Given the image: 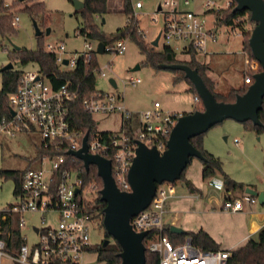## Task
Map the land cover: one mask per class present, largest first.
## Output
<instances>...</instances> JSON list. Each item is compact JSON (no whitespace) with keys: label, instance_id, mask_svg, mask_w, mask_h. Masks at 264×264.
Returning a JSON list of instances; mask_svg holds the SVG:
<instances>
[{"label":"built area","instance_id":"obj_1","mask_svg":"<svg viewBox=\"0 0 264 264\" xmlns=\"http://www.w3.org/2000/svg\"><path fill=\"white\" fill-rule=\"evenodd\" d=\"M200 2L208 13L234 3L233 0H226L222 5L217 4L215 0ZM180 4L188 6L190 0H164L163 5L157 7L156 12H160L162 17L159 39L171 46L176 53L188 55L189 49L205 53L208 44L214 43L218 37L214 18L213 23L207 25L204 14L199 15L195 10L181 8ZM141 6L140 1L131 3L134 9ZM18 21V15L14 14V28L18 26ZM74 36L82 37L83 44L73 52H69L63 42H48L44 46V50L54 54L55 62L62 70H73L78 60L89 62L92 52L99 53V41L84 37L79 30H75ZM126 40L121 37L107 44L102 42V53H123L126 50ZM107 67V64L99 66L94 71L96 77H107L108 74L104 70ZM258 68L259 63L254 58H247L245 83L251 81L248 71L257 73ZM140 81L139 77H133L129 83L136 85ZM77 95L78 85L65 82L54 87L38 69L21 71L15 89L7 95L8 114H0V141L18 132L38 133V148L44 152L37 158L40 162L39 168L24 169L16 201L0 208V264L5 260L12 264H84L86 254H95L97 258L100 250L118 249L111 242L105 246L103 241L95 244L91 242L89 222L93 218L92 214L86 211L84 202L92 200L90 192L97 190L96 183L90 181L84 184L81 168L70 166L61 170L66 162L83 164L82 160L70 153L81 148L85 136L68 118V103ZM82 106L92 116H109L115 113L120 115L118 130L108 131L104 135L99 134L100 130H97L94 137L86 136V152L110 160L115 186L120 191L127 192L131 191L127 174L135 157L137 142H142L148 148H155L159 153L163 152L171 129L182 114L162 111L159 102L155 101L153 108L136 113L138 131L135 141L131 142L126 135V123L132 121L134 112L125 107L121 93L97 90L82 99ZM59 172L61 176L57 181ZM173 194V183L163 181L157 185L149 205L129 220L135 232H146L142 243L149 251L158 254L157 264H227L229 249H201L193 244L189 235L185 236L182 243L174 245L161 233L164 225L163 215ZM254 200L253 196L244 192L241 198L223 200L221 207L229 211L242 210L243 202L250 204ZM25 213H46L51 217L49 222V219L43 217L41 225H31L36 242L30 245L22 233V228L26 226ZM14 218L22 243L16 252H11L6 246L12 237ZM153 228L158 231L151 233Z\"/></svg>","mask_w":264,"mask_h":264},{"label":"rangeland","instance_id":"obj_2","mask_svg":"<svg viewBox=\"0 0 264 264\" xmlns=\"http://www.w3.org/2000/svg\"><path fill=\"white\" fill-rule=\"evenodd\" d=\"M3 6L6 10L3 14L10 15V26L14 29L13 33L1 34L0 33V86H1V70L9 62L12 64V69L25 71L30 69H37L34 64H23L19 60H10L9 52L14 49V46L19 48L34 49L37 45V40L34 34L33 18L30 14L23 10L26 2H19L16 6H12V2L16 0H2ZM23 1V0H22ZM45 6V18L46 27L40 28L41 18H37L35 21L37 26L42 31V42L45 46L48 42H64L66 48L69 51H74L82 46V37H75V30L81 25L82 16L78 10L75 9L72 0H40ZM140 1L142 6L134 9L132 7L133 23L136 25V32L140 34L145 41L151 42L159 33L162 26V20L160 12L157 11L159 5H163L164 0H131V3ZM201 0H190L188 6L180 4L181 8L195 10L199 15H205L207 25L213 23L214 15L205 10L200 2ZM217 4H224L226 0H215ZM117 0L108 1L106 4V10L101 15H94L95 22L98 25L99 30L104 33H111L116 31L117 28L122 27L126 22L125 14L118 9ZM7 4V5H5ZM116 4L113 7L110 5ZM17 14L19 17L18 26H12L13 15ZM154 14V15H153ZM252 23L249 20H245L244 26L250 28ZM46 29L49 31L46 33ZM237 29L226 27L224 25L218 27V41L214 45L215 49L219 51L218 54L211 55L210 57V69L214 74H217L219 80H215V87L218 90V83L223 80L229 81L235 84L239 79L245 75L244 68L246 66V60L249 58L245 52L242 51V37L241 34H236ZM126 50L123 53H98L97 61L99 66L105 64L108 65L104 68L108 74L105 78L96 77L95 87L97 90L104 91H119L123 96V102L125 107L134 113L144 111L152 108L153 102L158 101L161 104V108L169 111H188L193 110L195 104L193 103V94L186 90V83L179 81L177 83L172 82V72L166 69L155 70L150 66L142 64L144 56L139 51L136 43L133 40H129L128 36H125ZM164 45V41L159 39L158 44L155 47L156 50H161ZM178 58L182 60H188V55L177 52ZM199 60L202 59L198 55ZM138 65V68L136 66ZM212 73H209L211 76ZM133 77H139L140 82L136 85H131L129 80ZM109 78H113L116 81V87H112L108 82ZM219 81V82H218ZM243 84V83H242ZM241 84V85H242ZM189 86V85H187ZM106 115L95 114L93 119L96 121L97 130H110L116 131L120 127V115L112 114L107 117ZM231 123L232 127L230 131L221 135V152L219 155L223 165L233 171L235 174L245 177L253 178L257 177L259 173L253 160V151H257L259 155L263 152V140L257 142V136L253 131H248L244 128L243 123L234 119H224L223 121L210 127L203 135L210 134L213 128H223L227 123ZM248 131L250 136V142L245 151H237L236 146L232 142L234 137H237L241 143L242 139V127ZM255 134V135H254ZM225 135V140L223 139ZM264 137V133H261ZM40 144V136L38 133H24L18 132L12 137H4L0 141V208L6 204L16 201V196L13 193L14 180L10 176H6L4 171L7 170H24L26 168H39L40 162L38 161L37 148ZM232 153V156H230ZM218 156V155H217ZM196 161L197 158H192ZM187 167V166H186ZM241 173V174H239ZM180 184L179 179L175 181V185ZM96 191L90 192V198L93 199L98 191V185ZM51 220V217L46 213H25L24 218L26 220V226L22 228V233L26 236L27 244H33L36 242V237L32 233L31 225H41L42 218ZM102 217L95 216L93 220L89 222V231L91 236V242L93 244L103 241L105 237V228L102 225ZM109 242L113 245L114 241L109 238ZM108 245V244H107ZM117 248V247H116ZM3 264H12L8 260H5ZM84 264H102V262L96 261L95 254H86L84 256Z\"/></svg>","mask_w":264,"mask_h":264},{"label":"trees","instance_id":"obj_3","mask_svg":"<svg viewBox=\"0 0 264 264\" xmlns=\"http://www.w3.org/2000/svg\"><path fill=\"white\" fill-rule=\"evenodd\" d=\"M108 1L113 0H83L84 6L79 9L78 12L81 13L82 22L81 25L76 29L79 30L80 34L84 37L104 44L110 43L115 39L128 36L129 40H133L139 51L143 54L144 58L141 61L142 64L150 66L155 70L166 69L171 71L173 76V83L179 81L186 82L188 86L187 90L193 94V100L195 110H203V104L201 98L198 96L194 85L185 76L182 70H170L164 68L163 66L174 63H185L193 69H196L200 77L202 78L205 86L213 94L216 101L230 103L234 102L236 95L243 94L249 84L254 80V74L256 71H248L251 81L250 83L243 82L242 85L238 87H230L225 92H220L215 87V80L212 76L208 75L210 72V66L208 63H204L199 60L198 52L189 49L188 60H182L178 58L176 52L171 48V46L164 44L161 50H156L155 47L144 40V38L137 34L136 25L133 23L131 0H117L123 3L122 12L126 16V22L122 27L116 29V31L111 33H104L99 30L97 23L95 22L94 15H101L106 12V4ZM19 2H26L23 10H26L33 20L38 17L41 18L40 28L46 27L45 18V6L40 0H16L12 2V6H16ZM233 5L222 8L215 12H211L214 15V24L218 28L222 25L237 29L238 33L242 37V51L247 54L250 59H253L248 40L250 37L251 30L257 24L256 20L251 19L250 11L240 9H235L236 2L233 0ZM117 6L116 4H111L110 7ZM6 7L3 6V1L0 0V33L10 34L14 32V29L10 26V15L3 14ZM249 20L252 23L250 28L244 26L245 20ZM42 31L40 35H35L37 40V45L34 49L18 48L12 49L9 52L10 60H19L21 63H31L34 64L40 71L43 77H45L54 87L59 86L62 83L70 82L72 85H78V95L77 97L68 103V118L72 125L81 129L87 138L94 137L98 132L96 129V121L93 116L87 112L82 106V99L88 94L97 91L95 87L96 72L99 68L97 61L96 52L91 53V58L89 62H84L82 59L78 60L75 68L73 70H62L55 62L54 54L44 50L42 42ZM262 67L259 64L257 70L261 71ZM21 75L20 70L15 69H4L1 70V86H0V114H8L7 105V95L12 92L19 80ZM246 75L243 76V78ZM190 112H183L182 114H187ZM258 118L260 124H254L251 120L243 121V126L248 131H253L255 134L259 135L264 133V96L261 103V108L258 110ZM138 118L136 113L132 114V121L126 123L127 132L126 135L131 142L135 141L136 134L138 131ZM108 131H100L99 134L104 135ZM190 143L200 152L202 158L199 159L202 163V177L203 179H209L216 174H220L223 179L224 191L230 190H244L246 187H252V185L238 182L231 179L222 168L221 160L208 152L203 146V133L196 135L189 139ZM44 152V150L37 148V155L39 156ZM65 154H68L65 152ZM69 155V154H68ZM67 155V156H68ZM70 156V155H69ZM192 159V158H191ZM190 159V160H191ZM190 162V161H189ZM70 166L81 168L82 177L84 184L94 181L98 185V191L96 196L91 201H85L86 211L92 214V218L95 216H103V208L105 202L100 199V189L102 188V179L97 174V168L94 164H90L88 170H86L81 162L78 163H65L61 170L68 168ZM24 170H7L4 171L6 176H10L14 180L13 193L16 196L22 185V173ZM184 171L181 172L179 180H183L187 189L190 192H198L199 190L184 177ZM61 173H57L56 180L60 178ZM175 182H173L174 184ZM252 196V195H251ZM254 197V196H253ZM102 219V218H101ZM158 231L157 228H153L150 232ZM161 233L169 238V240L174 245H178L183 242L186 235H189L192 239L194 245L205 250H215L220 248L219 244L216 243L204 230L199 229L197 231H186L183 233H175L169 231V225L164 224ZM149 234V233H148ZM105 237L111 238L105 231ZM114 241V244L118 249H104L97 253L96 261L102 262L103 264H120L121 258L119 256L120 246ZM22 243V238L19 236V228L16 224V219L12 221V237L9 238L7 243V250L11 252H16L19 245ZM145 263L144 264H157L159 256L157 253H153L145 248ZM18 264V263H14ZM227 264H264V225L258 233L257 240L248 239L243 245L230 250V256L227 260Z\"/></svg>","mask_w":264,"mask_h":264},{"label":"water","instance_id":"obj_4","mask_svg":"<svg viewBox=\"0 0 264 264\" xmlns=\"http://www.w3.org/2000/svg\"><path fill=\"white\" fill-rule=\"evenodd\" d=\"M22 1V0H20ZM235 9L249 10L251 19L257 24L250 33L248 44L253 58L261 65L262 70L254 74V80L248 85L247 90L236 95L235 101L230 103L216 101L213 94L205 86L196 69L185 63H174L163 66L170 70H182L192 82L198 96L202 100L203 110H195L181 114L173 125L169 134L166 149L159 153L155 148H148L142 142H137L135 157L129 168L127 178L131 191H120L111 175V162L99 155L86 152V135L83 137L82 146L70 152L83 162L88 170L90 164L97 168V174L102 179L100 199L105 202L103 208L102 225L106 233L120 246V264H144L145 246L142 239L146 232H135L129 220L139 211L145 209L155 194L157 185L163 181L175 182L181 172L186 168L191 158L201 159L200 152L190 143L189 139L206 132L213 125L224 119H234L239 122L251 120L260 124L258 110L261 108L264 96V0H234ZM76 10L83 8V0H72ZM33 22L34 34L40 35L41 30L35 20ZM49 30L46 29V33ZM160 33L150 42L153 46L158 44ZM103 43L98 42L97 51L102 53ZM14 46V49H18ZM11 62L2 70L11 69ZM138 68V65L136 66ZM112 87H116L113 78H109ZM78 190L76 189V192ZM246 193L256 196L259 203H264V195L249 187ZM169 231L183 233L184 230L175 225H169ZM109 243V238H104L103 245Z\"/></svg>","mask_w":264,"mask_h":264},{"label":"crops","instance_id":"obj_5","mask_svg":"<svg viewBox=\"0 0 264 264\" xmlns=\"http://www.w3.org/2000/svg\"><path fill=\"white\" fill-rule=\"evenodd\" d=\"M117 5H118L117 10L119 11L122 10L123 3L117 2ZM106 10H109L108 7L106 8ZM217 33H218V28H217ZM217 41L218 39L214 43L208 44L207 46L208 50L205 53H198V55L202 57L201 61L204 63H208L209 66L212 63L210 62L211 60L209 56L218 54L220 51L217 48L215 49L214 47ZM241 52L243 53V51ZM209 73H212L211 76L213 78L219 80V77L217 76V74L213 73L212 69H210ZM173 76L174 74H172V82H173ZM243 82H244L243 77L239 79L235 84L223 80L222 82L218 83V88H219L218 91L225 92L230 87L240 86ZM187 88L188 86L186 84V90ZM107 92H119V91L113 90ZM159 106H160L159 108L162 111H164L161 108L160 103ZM165 111H169V110H165ZM175 112H180V111H175ZM183 112H191V110L182 111L181 113ZM232 127H237V126H232V124L228 122L223 128H213L210 134H207L205 136L203 135L204 148L213 155L215 156L218 155L217 157L219 158L221 152L220 150L222 148L221 135L225 132L230 131ZM239 127L241 128L242 125ZM241 129H242L243 143L240 145L241 141L237 137H234L232 142L236 146L235 149L237 151L243 152L246 150L248 144L250 143L248 142L250 140V136H247L249 132L244 130L243 127ZM102 131H110V130H102ZM222 137L224 140L228 138L225 135H223ZM256 138H257V142L258 141L261 142L263 140V148H264V137L262 135H258ZM253 155H254L253 162L259 172L257 173L258 174L257 177H253V178L241 177L235 174L230 169L226 168L224 165H223V171L231 179L252 185V187L249 188L254 189L256 191H261L263 192L264 195V149L261 155H259L257 151H253ZM230 156H232V153H230ZM201 171H202L201 161L198 158L196 159V161L191 159L190 162L187 164V167L185 168L184 177L185 179H188L199 190V193L190 192L187 189L186 185L184 184L183 180H179L180 184L178 185H175L174 183L173 184L174 194L172 197L169 198L168 204L166 206V211L163 215V221H164L163 223L166 225L178 226L186 231H197L199 229H202L216 243L219 244L220 248H225L229 250H232L236 247L243 245L248 239L257 240L258 233L262 228V226L264 225V203H259L257 197L254 196L255 200L252 203L249 204L243 202L242 210L229 211L223 209L221 207L223 200L227 198L230 199L241 198L242 194L245 192L244 191L245 189L224 191L223 179L220 174H216L213 177L205 180L202 177Z\"/></svg>","mask_w":264,"mask_h":264}]
</instances>
